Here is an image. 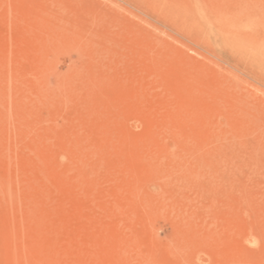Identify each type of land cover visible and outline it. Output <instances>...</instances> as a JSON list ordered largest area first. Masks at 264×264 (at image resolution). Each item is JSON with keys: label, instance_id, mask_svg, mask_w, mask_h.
<instances>
[{"label": "rangeland", "instance_id": "obj_1", "mask_svg": "<svg viewBox=\"0 0 264 264\" xmlns=\"http://www.w3.org/2000/svg\"><path fill=\"white\" fill-rule=\"evenodd\" d=\"M0 264H264V0H0Z\"/></svg>", "mask_w": 264, "mask_h": 264}]
</instances>
